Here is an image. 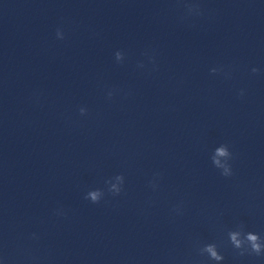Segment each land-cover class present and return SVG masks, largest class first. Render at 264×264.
Instances as JSON below:
<instances>
[{
  "label": "clouds",
  "instance_id": "obj_1",
  "mask_svg": "<svg viewBox=\"0 0 264 264\" xmlns=\"http://www.w3.org/2000/svg\"><path fill=\"white\" fill-rule=\"evenodd\" d=\"M185 7L189 14L199 13V5L193 4H186ZM56 36L58 39H64V33L62 29L58 28L56 31ZM116 61L122 62L124 60V54L121 51H117L115 53ZM154 63V59L152 60ZM139 67L143 68L144 65L140 64ZM212 74H217L222 72V68H212L210 69ZM252 74H257L260 72L259 68L253 67L251 69ZM226 77H230V73H225ZM240 96L244 95V91H240ZM114 95V91L110 90L107 93V98L111 99ZM80 114L86 115L87 109L85 107H81L79 109ZM233 159V153L229 150V146L227 144H221L220 146L216 147L213 151L211 156V161L213 166L220 170L221 175L224 177H230L233 175L232 165L230 161ZM160 174L157 173L156 176ZM125 182V177L123 174H117L113 178L107 180L105 183L108 186L107 191L108 193L112 194L113 196H118L123 191V185ZM150 187L155 190L158 185L156 183L155 178L149 182ZM105 192L102 189H95L90 190L87 192L85 199L91 201L93 204H98L104 197ZM173 211L179 213L180 206H176ZM57 215H62V210H58ZM35 236V234H33ZM229 242L233 246L234 249L240 250L239 254L243 256L246 251L250 249V254L254 253L257 256H261L264 254V240L260 237L259 234L253 232H245L243 230V225H238L236 230H231L228 232ZM201 255L207 254L208 258L212 261H216L217 264L224 260V256L218 251L217 245L215 243H209L204 245L199 249Z\"/></svg>",
  "mask_w": 264,
  "mask_h": 264
}]
</instances>
